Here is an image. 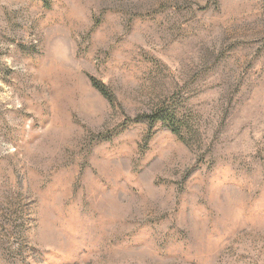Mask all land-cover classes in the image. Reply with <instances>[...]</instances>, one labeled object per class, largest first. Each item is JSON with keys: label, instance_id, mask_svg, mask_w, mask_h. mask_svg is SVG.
I'll use <instances>...</instances> for the list:
<instances>
[{"label": "rangeland", "instance_id": "rangeland-1", "mask_svg": "<svg viewBox=\"0 0 264 264\" xmlns=\"http://www.w3.org/2000/svg\"><path fill=\"white\" fill-rule=\"evenodd\" d=\"M0 264H264V0H0Z\"/></svg>", "mask_w": 264, "mask_h": 264}, {"label": "trees", "instance_id": "trees-1", "mask_svg": "<svg viewBox=\"0 0 264 264\" xmlns=\"http://www.w3.org/2000/svg\"><path fill=\"white\" fill-rule=\"evenodd\" d=\"M91 84L110 102L115 101V95L112 89L94 76H90ZM183 112V103L179 99H169L164 101L152 109L150 112H143L135 117H127L123 124L122 130L127 129L134 123H146L153 127L157 122H163L171 132L179 138H183L185 128Z\"/></svg>", "mask_w": 264, "mask_h": 264}]
</instances>
